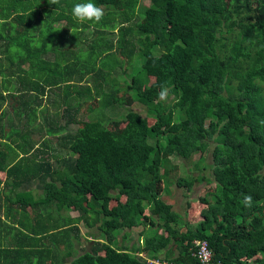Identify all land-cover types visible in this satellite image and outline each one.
Wrapping results in <instances>:
<instances>
[{"label": "trees", "instance_id": "1", "mask_svg": "<svg viewBox=\"0 0 264 264\" xmlns=\"http://www.w3.org/2000/svg\"><path fill=\"white\" fill-rule=\"evenodd\" d=\"M86 2L103 7L99 23L72 18ZM139 2L0 0V185L24 217L0 220V264H45L44 248L46 264H155L141 252L198 264L201 240L213 264H264V0ZM119 92L144 114L118 104ZM195 147V174L173 178L172 161ZM211 182L198 220L193 202L180 214L158 187ZM79 222L105 242L94 230L80 250ZM142 224V246L113 247V232L125 240ZM38 234L43 250L20 239Z\"/></svg>", "mask_w": 264, "mask_h": 264}, {"label": "rangeland", "instance_id": "2", "mask_svg": "<svg viewBox=\"0 0 264 264\" xmlns=\"http://www.w3.org/2000/svg\"><path fill=\"white\" fill-rule=\"evenodd\" d=\"M147 5H148L147 0H140L139 6L137 7V10H139L140 8L146 7ZM23 68H26V66L24 65ZM117 79L119 80V79H121V77H118ZM125 79L128 80L126 77H125ZM116 99H117L118 104L122 105L123 107L129 108V109H131L133 111H137L141 115L144 114V109H143L144 107H139V106H136L133 103H131L128 93L119 92V94L116 96ZM3 107L6 109L8 106H3ZM95 108H96V101L95 100H92L91 102H88V103H84L83 106H82L81 111L78 114V117H81V119L83 121H85L86 116ZM123 110H124V108H123ZM123 110L120 109L121 114L124 113V112H122ZM119 121H121V120H119ZM111 125L114 126V127L112 128ZM117 126H119V127L117 128ZM78 127L80 128L79 125H77V127L75 125H73L71 127V132L77 131L76 128H78ZM122 127H123V122L116 123V124L109 123L108 126H107V128H111L110 130L115 132V133H118L122 129ZM53 139H55V137H53ZM37 146L38 145H36L35 147H37ZM211 148H212V145L209 144L208 147H207L208 151L202 155V157L206 160V163H210V150H211ZM197 152H198L197 147H195L194 155L188 161L187 160L186 161L182 160L180 158H175V160L172 161L171 164H172L173 167L171 169V172L173 173L172 174L173 178H177L178 176H184V177H186L188 179L189 177H192L193 174H195V172L192 171L191 163H193V161H195L197 156L199 155V154H197ZM208 175H210L209 172H208ZM158 187L160 188L162 194H167L168 195L167 197L173 203L172 204L173 205V209L175 211H178L180 214H182L181 211H184V209H185L186 201L193 202L195 204V206H192L193 209H191L190 212L193 213L192 217H194V218H196V220H198V219H200L199 211L202 208H204V205L199 203L198 196L206 197L207 193H209V192L211 193V191L213 189V182H211L210 184H207V185L205 183H200V184L198 183V184L194 185L192 187L191 191L188 192V193L185 191V189H178V188H176V187H174L172 185H171L172 188H167L166 187V188L163 189L162 186H158ZM66 212H69V216H71V217H76L78 215V212L70 211L69 209H66L64 213L66 214ZM190 212H188V213H190ZM64 213L62 212L61 215L65 216ZM77 228L80 231V234L84 235V237H82V239L84 240V238H85V241L79 247L80 250L82 249L81 248L82 246H84V248H85L86 245H89V244H86V241L87 240L89 241V238L90 239H92V238L89 237V235H87V233H91L94 230H95V234L97 236L96 237L97 240L100 241V242H105L104 235L98 233L95 228H94V230H92V229L89 230V228H86L85 225L82 224L81 222H79L77 224ZM148 228H149V226H146V225L142 224V225H139L138 227H136V229L131 230L130 231L131 232V238H128V243L127 244L129 246H132L133 244H135L136 246L137 245H139V246L141 245L142 246V243L138 240V232H142V231L144 232ZM112 234H113V237H114L113 247H115V246L121 247V245H123V243H124V240L122 239V235H121L122 233L113 232ZM169 244H170L169 248L171 246H173V242H170ZM162 253L157 255V256L160 257L162 255ZM140 255L142 256L143 259H146L145 255L142 252L140 253ZM260 256H262V255L259 254V257ZM153 261L155 262V259Z\"/></svg>", "mask_w": 264, "mask_h": 264}, {"label": "clouds", "instance_id": "3", "mask_svg": "<svg viewBox=\"0 0 264 264\" xmlns=\"http://www.w3.org/2000/svg\"><path fill=\"white\" fill-rule=\"evenodd\" d=\"M58 2H59V0H50V3L53 4V5L57 4ZM71 16L79 24H84L85 22L99 23L102 20L103 16H104V9H103V7L97 6L96 4H94L92 2L76 3L71 9ZM168 95H169V90L167 88H161V91L158 93V100L159 101H166L167 98H168ZM242 203L244 204L245 207L251 206L252 196L251 195L244 196V199H243ZM67 213L68 212H66V214ZM134 229H136V227H134V228H132L130 230H125V233L128 234V232H130L131 230H134ZM79 233H80V231H79ZM138 234H140V232H138ZM81 236L84 237V235H81ZM139 237L140 236L138 235V240H139ZM92 240L93 239L89 238V241H92ZM196 242H193L194 245H195ZM139 256H141L140 253H139ZM145 258H146L145 260H147L149 263H153L154 262V261L151 262V260L148 259V257H145ZM162 263H165V262H162ZM211 264H213L212 261H211Z\"/></svg>", "mask_w": 264, "mask_h": 264}, {"label": "crops", "instance_id": "4", "mask_svg": "<svg viewBox=\"0 0 264 264\" xmlns=\"http://www.w3.org/2000/svg\"><path fill=\"white\" fill-rule=\"evenodd\" d=\"M33 190H34V193L32 194L33 195V197L35 198V199H40L41 197V191L40 190H38V189H35V188H33ZM17 191H20V190H17ZM8 191H7V189L6 188H4L2 185H0V195H1V201H0V220L4 223V222H6V223H8V224H15V223H17L18 221H21V222H23V220H24V217H23V215H22V213L20 212V211H18V210H15L16 209V207L14 206L13 207V204L11 203V202H7L6 203V205H4V203H3V200H4V195H3V193L5 194V196H6V198L8 199V195L7 194H9V192L7 193ZM14 191L12 190L11 191V194L13 193ZM9 198H12L11 197V195L9 196ZM13 199V198H12ZM11 199V200H12ZM10 205H11V207H10ZM10 207V208H9ZM13 208H15L14 210L15 211H13ZM9 210H11V215H8L7 217H5V214H6V211H9ZM26 212H27V214L29 215V209L27 208L26 209ZM67 215L69 216V212L67 213ZM70 218H73V217H71V216H69ZM28 235V234H27ZM122 235V234H121ZM127 236H128V238H131V232H128V234H127ZM128 238H126L125 240H124V243L123 244H125L127 241H128ZM22 241H27L30 245H32L34 248H35V250L36 251H39V250H43V247H42V245L45 243L43 240H40V235L38 234L36 237H34V239H37V241H36V243H30V241H29V238L27 237V236H25V237H21L20 238ZM78 249V247L76 248V250ZM171 250L173 251V248H171ZM162 255H163V253H162ZM162 255L160 256V257H162ZM54 257H57L58 258V260L60 259V257L59 256H57V255H55L54 254ZM41 259H42V261L43 262H45V264H46V254H45V248H44V250H43V253H42V255H41Z\"/></svg>", "mask_w": 264, "mask_h": 264}, {"label": "built area", "instance_id": "5", "mask_svg": "<svg viewBox=\"0 0 264 264\" xmlns=\"http://www.w3.org/2000/svg\"><path fill=\"white\" fill-rule=\"evenodd\" d=\"M195 250L192 256L198 261V264H211V251L208 248L206 241L201 240L195 243ZM157 263V262H153ZM167 264V263H161Z\"/></svg>", "mask_w": 264, "mask_h": 264}]
</instances>
